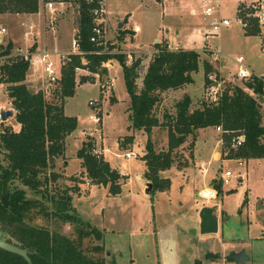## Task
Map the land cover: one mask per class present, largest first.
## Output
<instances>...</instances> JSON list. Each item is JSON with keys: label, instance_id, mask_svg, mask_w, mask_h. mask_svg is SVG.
Returning <instances> with one entry per match:
<instances>
[{"label": "rangeland", "instance_id": "1", "mask_svg": "<svg viewBox=\"0 0 264 264\" xmlns=\"http://www.w3.org/2000/svg\"><path fill=\"white\" fill-rule=\"evenodd\" d=\"M55 1L58 6L56 11L53 12L46 5L43 9L46 21L51 22V15H56L58 8H64V13L69 15L73 24H78L79 3L73 0L61 7L59 0ZM109 1L117 13L114 15L132 11L136 4V0ZM231 4L230 0H227L229 11L226 17L231 20V24L209 39L211 44L220 45L223 51L219 57L222 60V64L220 63L222 72L219 71L217 76L221 80V89L230 83L244 86L243 82L246 79L236 75L238 63L235 57L239 54L244 56L246 64L250 62L255 71L264 74V25L259 24L260 33L248 34L250 37H246L243 43L238 44L236 39L242 36L241 25L232 14ZM57 20L52 25H55ZM7 21L17 23L14 19L8 18ZM33 26L38 29V26ZM15 29L20 36L23 35L24 28L22 29L19 23ZM70 32L69 30L66 33L64 40L65 44L69 41L67 45H71L72 42ZM235 32L237 38L233 35ZM188 35L185 44L200 49L198 70L192 72L194 80L185 86L191 96L190 107L194 108L200 106L201 100L207 96L202 83L203 60H209L213 66L215 60L211 59L212 55L208 50L202 48L203 41L200 37L191 32ZM9 38L5 36L1 43L6 44ZM169 39L175 44L178 36L170 33ZM17 41L22 45L19 48L13 47L14 54L23 53L32 46L25 47L27 41L24 36L22 42L20 38ZM116 46L119 48L113 50L120 49L126 54L132 53L133 57H142L139 76L136 78L140 87L141 77L152 52H133V48L119 41H116ZM126 59L130 62L128 55ZM3 61L4 58L0 57V62ZM111 63L110 68L107 67L106 71L100 73L83 67L76 69L79 83L76 85L74 95L66 98L65 110L78 117V125L66 138L65 154L56 166V170L62 172V176L57 179L50 178L48 190L42 188L38 191L15 180V184L26 189L29 197L39 201L38 206L28 215L27 221L45 225L51 230L63 232L74 238H77V228L80 226L89 228L86 222H90L102 230L103 236L102 239H97L94 235L85 237L84 251L94 258H103L107 264H193L196 258L200 259L202 264H225L228 253L235 250H244L248 255L245 264H264V157L232 156L238 146H233L230 140L226 142L224 135L216 126L200 128L195 131L194 141L189 135L186 141L173 150L175 158L171 166L160 171L161 176L170 179L168 188L152 191L150 188L146 191L143 179L149 180L143 175L145 164L140 160H143L141 156L145 152L147 134L141 128L127 127L129 96L121 66ZM248 68L251 69L250 66ZM215 69L217 70L216 67ZM39 75L40 81L35 82L36 79L30 81V87L34 90L43 88L48 99L53 97L58 99L59 96H54L53 93L57 83L49 86L44 81L42 71ZM184 92L180 90L162 92L161 101L154 107V113L160 121L164 120V112L174 113L176 99L173 98L174 96L177 99L181 98ZM251 94L257 98L263 112L264 92ZM90 99H96V105L89 104ZM6 101L8 96L0 88V104ZM2 109L0 107V110ZM97 112L102 116L101 123L90 118L91 114ZM14 122L10 115L6 117L4 124ZM94 127L99 128L93 135L96 148L101 150L111 165L124 175L120 179L121 188L117 194H111L108 185L93 183L84 173L81 158L77 155L78 148L83 140L88 139V133ZM128 134L133 135L132 141L125 139ZM151 138L155 150L166 149L167 127L154 126ZM262 140L264 141V136ZM127 151L135 155L126 157L123 153ZM122 162L125 164L122 165ZM225 169L232 170L233 174L228 184H221L222 192H218L217 196L210 199L199 197V190L205 186H214L213 183L219 180L220 173ZM122 170L126 173L123 174ZM229 189L232 191L228 192ZM64 192L69 193L72 200L71 206L66 209L59 202L60 194ZM204 205L214 207V214L218 219L217 231L205 233L200 231L199 212ZM67 209L68 212H76L85 222L64 221L59 211ZM13 229L12 225H8L4 231L0 226V236L10 237ZM100 242L103 248L97 251L94 245ZM210 251H221L222 257H206V253Z\"/></svg>", "mask_w": 264, "mask_h": 264}, {"label": "trees", "instance_id": "2", "mask_svg": "<svg viewBox=\"0 0 264 264\" xmlns=\"http://www.w3.org/2000/svg\"><path fill=\"white\" fill-rule=\"evenodd\" d=\"M75 1L79 3L77 35L82 52H71L62 63L61 76L53 89L58 99H48L43 88L32 89L26 81L30 60L20 52L13 53L14 42L11 39L4 45L0 42V57L4 58L0 62V82L6 83L8 96L15 109V121L20 123L19 129L6 123L0 129V226L4 231L6 226H13L11 236L15 239L11 236L6 239L27 248L31 258L28 260L22 254L0 246V264H107L103 258L88 255L83 248L85 237L94 235L102 239L101 229L86 222L89 228L80 226L77 228V238H74L45 225L28 222V215L39 201L29 197L25 188L15 184V180H19L31 189L48 190L50 178L62 176V172L56 170L58 159L65 154L67 136L78 125V117L65 112L66 98L74 95L76 90L77 67L100 73L106 71L105 62L111 58H116L120 64L129 96L127 110L130 122L127 127L141 128L147 134L145 152L141 158L145 164L143 175L151 182V191L168 188L170 179L161 176L160 171L171 166L175 158L173 150L186 141L189 135L194 141L195 131L200 128L221 126L226 142L232 135L244 132L245 139L232 156L264 157V111H261L257 98L250 91L239 84L230 83L222 89L216 100L202 99L200 106L194 108L190 107L191 96L184 92L174 102V113L164 112V120L160 121L154 113V107L161 101L162 92L180 88L194 80L192 72L198 70L200 51L170 47L166 40L155 42V49L142 75L141 86L138 87L136 78L139 76L142 57L136 56L127 62L125 51L113 50L114 43H109L108 50H101L103 46L91 40L95 25L92 8L99 3ZM39 8L40 0H0V12H36ZM250 11L249 5L240 3L236 15L247 21L243 27L245 33H259L257 18L247 14ZM35 47L33 44L29 50ZM202 67L203 85L206 87L210 82L208 75L214 73L218 78L219 72L207 59L203 60ZM243 83L256 94L264 92V81L257 76ZM158 125L167 127L166 149L154 148L151 132ZM125 139L132 141L133 135L128 134ZM95 147L94 137L88 136L77 150L84 173L93 183L108 185L109 192L117 194L121 188L120 179L124 175L111 165L103 153H95ZM213 185L219 193L222 192L220 179ZM59 202L65 209L70 207L71 195L61 193ZM59 215L64 221L85 222L76 212H68V209L59 211ZM94 248L100 251L103 244H95ZM193 264L202 262L196 258Z\"/></svg>", "mask_w": 264, "mask_h": 264}, {"label": "crops", "instance_id": "3", "mask_svg": "<svg viewBox=\"0 0 264 264\" xmlns=\"http://www.w3.org/2000/svg\"><path fill=\"white\" fill-rule=\"evenodd\" d=\"M252 1L254 0H230V2L232 3L231 5L233 6L232 14L234 15V18L236 17V12L238 9V5L240 3L249 4ZM46 2L47 1L45 0H40V8L36 12H0V42H3L4 40L3 38H5V36H8L10 37L9 39H11L14 42V46H16V48H19L22 44L18 43L17 39L20 38L22 42L24 36L25 40L27 41V45L25 46L26 48L29 47L30 45L35 44L36 46L35 49L40 51L49 50L55 52V51L69 50L71 48V45H67L69 41L67 42V44H65L66 42L64 41L66 33L69 30L71 31L70 35L72 41L74 36L77 34L78 24L77 23L75 25L73 24V21L69 17V15L67 13H64L63 10L64 8L63 9L58 8L57 10L58 12H56V15L54 14L51 15L52 16L51 22L46 21V17L43 16V9L46 5ZM58 2L59 5L60 4L62 5L61 7L71 3L69 1H63V2L58 1ZM209 4H215L217 5V8L213 12V14L206 15L203 12L205 6ZM105 7L107 11V17L109 20L108 36L110 39L113 40V43L115 44V48H119L116 46V41H119L121 42V44L126 45L129 48H133L132 50L133 52L135 51L152 52L155 49V42L161 40H166L170 47L192 48V46H187L185 44L188 40L187 38L189 37L188 33L190 32L195 33V35H197L202 39L203 41L202 48H204V46L209 48V46H213V44H211L209 40H206L204 38L201 30L209 26L212 18L214 17L217 18L220 16L226 17L228 14L227 12L229 11L227 6V0H136V4L132 11L129 12L124 11V13L120 15H114L116 11L112 8L111 2L109 0H105ZM110 14H112L111 17ZM113 16H115L116 19H114ZM8 18L14 19L17 23L15 22L9 23L7 21ZM55 19L57 20V23H55V25H52L54 24V21H56ZM18 23L22 27V29L24 28L22 36H20V34H18L15 29L16 24ZM33 25L38 26V29H35ZM134 26H137L138 29L134 30L133 28ZM2 27L6 28L5 32L2 31ZM170 33L178 36L177 42L175 44L169 39ZM241 33L242 36H238V38L236 32L233 34L237 38L236 42L238 44L243 43L242 41L246 37H250V35L244 32L242 26H241ZM16 36H18V38ZM32 36L34 37V40H32ZM259 36L261 42V35L259 34ZM143 46L146 48L143 49L142 48ZM218 46L221 52H223L221 46L220 45ZM54 57L58 61L59 57L56 54ZM219 60L220 59H218V61L216 60L214 61L215 63L214 67L217 68L218 72L219 71L222 72L221 71L222 65H220V63L222 64V60L220 61ZM111 62H114L113 64L115 63L119 64L116 58H111L107 62H105V65L110 68V64H112ZM247 64L248 66H250L251 70L258 73L257 71H255L254 66L251 65L250 62H248ZM40 71L41 70L38 69V65H33L30 67L26 79L29 85H30V81L33 80L35 81V79H36L35 82L40 81V75H39ZM258 74H263V73H258ZM78 83L79 81L77 80L76 85H78ZM185 86H188V83H186L184 86L180 88H176V89L170 88L167 90H173L174 92L180 90L188 93V90L187 88H185ZM0 88H2L3 91L6 93V95L8 96L6 83L0 82ZM68 98L69 97H67V99ZM173 99L177 100L176 96H174ZM5 103L0 104V107L3 109H7V107L9 109L13 108L11 98L9 96H8V101H6ZM14 115H15V109H13V115H12V117L15 120ZM13 125L16 129L20 128V123L16 121L13 123ZM60 159L61 157L58 159V164ZM140 161L142 164L144 163V160H140ZM121 164L123 165L125 163L122 162ZM121 172L123 174L126 173V171L123 170ZM146 182L147 181L143 179L144 186L146 185ZM234 252H239V251L235 250ZM221 257L222 256L216 258H221ZM231 261L234 262L232 259L226 258V262L225 261L224 262L225 264H228Z\"/></svg>", "mask_w": 264, "mask_h": 264}, {"label": "built area", "instance_id": "4", "mask_svg": "<svg viewBox=\"0 0 264 264\" xmlns=\"http://www.w3.org/2000/svg\"><path fill=\"white\" fill-rule=\"evenodd\" d=\"M90 2H98L99 5H96L95 7L92 8V13L94 15V22L95 25L93 27V33L91 35V40L96 42L98 45L103 46L101 50H108L109 49V43L110 39L108 36V29H109V20L107 17V11L105 7V0H87ZM63 2V1H60ZM56 1L55 0H49L47 1L46 5L51 9L53 12L56 11L57 6H56ZM249 7L252 9L250 12L247 14H250L251 16H255L257 18L258 24H261V26L264 25V0H254L249 4ZM217 8V5L215 4H209L205 6L204 9V14L210 15L213 14L215 9ZM236 20L239 22V24L242 27H245L247 25V21L243 20L241 17H238L236 15ZM231 20L228 17H217V18H212L210 21V24L208 27H205L201 30L202 35L206 40H209L210 38L215 37L218 35L220 30L224 27H227L230 25ZM134 30H137L138 27L134 26ZM6 28H2V31H5ZM260 33V32H259ZM264 47V46H263ZM208 52L211 56V59L216 60L219 59L221 55V50L218 45H213L209 46ZM71 52H82L80 48V41L79 37L76 34L74 38L72 39L71 42V48L67 51H49V50H27L23 52L22 54L24 55L25 58L30 60V67L33 65H38V69H40L44 75V81L49 84H56L57 80L61 76V68H62V63H64ZM55 54L60 57L58 61L55 59ZM128 55L129 61L133 59L132 53H127L126 56ZM127 60V59H126ZM235 61L238 63V69L236 71V75L239 78L242 79H250L253 76H257L261 78L264 81V74H258L254 72L253 70L249 69L247 64L244 62V56L239 54L235 57ZM81 68V67H77ZM208 78L210 80L209 84L205 87L206 88V93L209 100H216L218 96L221 94L222 89L220 88V83L221 80L216 78L214 73H210L208 75ZM45 82V83H46ZM47 85V87H49ZM245 90L250 91L251 93L253 92L252 89H250L247 86H243ZM264 88V87H263ZM48 89V88H47ZM89 104L96 105V99H90ZM3 110H0V129L3 123L6 120V117L3 114ZM90 118L93 119L94 122H100L102 121V116L100 113L96 114H91ZM90 129V128H87ZM99 128L94 127L91 128L88 136L95 135V131H97ZM217 130H220L222 133V128L221 126H216ZM87 131V130H86ZM245 139V134L244 132H239L237 134H234L230 138V142L233 146H239L243 143ZM95 153H103L101 150L97 149L96 147L94 148ZM126 157H132V155H135L134 153L132 154L131 152L127 151L123 153ZM238 162H242L241 160H238ZM233 174V171L230 169H225L220 173L219 179L221 180L222 185H226L230 182V176ZM199 196L201 198L205 199H210L218 194V189L215 186H205L199 190Z\"/></svg>", "mask_w": 264, "mask_h": 264}, {"label": "water", "instance_id": "5", "mask_svg": "<svg viewBox=\"0 0 264 264\" xmlns=\"http://www.w3.org/2000/svg\"><path fill=\"white\" fill-rule=\"evenodd\" d=\"M120 25V24H119ZM3 114L5 117L12 115L13 114V109H5L3 110ZM152 187V184L150 181L146 182V188L145 190L148 191ZM200 231L205 233V232H214L217 231L218 229V219L217 216L214 214V207L209 206V205H204L201 207L200 212ZM0 246L10 250L17 252L19 254H22L24 257H26L28 260H30V255L28 252V249L16 244L12 241L7 240L6 238L0 236ZM206 257H220L221 252H207ZM227 259H232L234 263L236 264H243L245 261L248 259V255L244 252V250H241L239 252H229L228 255L226 256Z\"/></svg>", "mask_w": 264, "mask_h": 264}]
</instances>
